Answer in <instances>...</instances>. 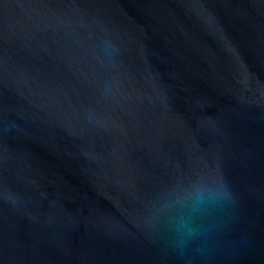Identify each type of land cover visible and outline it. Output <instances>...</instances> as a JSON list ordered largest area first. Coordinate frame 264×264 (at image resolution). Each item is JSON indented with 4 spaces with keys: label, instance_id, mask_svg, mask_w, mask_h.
Here are the masks:
<instances>
[{
    "label": "water",
    "instance_id": "1",
    "mask_svg": "<svg viewBox=\"0 0 264 264\" xmlns=\"http://www.w3.org/2000/svg\"><path fill=\"white\" fill-rule=\"evenodd\" d=\"M0 264H264V0H0Z\"/></svg>",
    "mask_w": 264,
    "mask_h": 264
}]
</instances>
